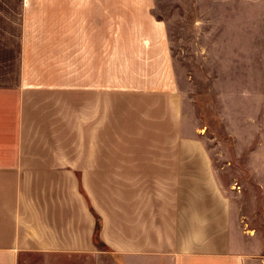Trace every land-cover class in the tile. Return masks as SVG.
Listing matches in <instances>:
<instances>
[{"label":"crops","instance_id":"0c3cea01","mask_svg":"<svg viewBox=\"0 0 264 264\" xmlns=\"http://www.w3.org/2000/svg\"><path fill=\"white\" fill-rule=\"evenodd\" d=\"M157 7L0 0V264H264V136L249 110L224 188ZM259 43L244 96L260 114Z\"/></svg>","mask_w":264,"mask_h":264},{"label":"rangeland","instance_id":"374dc122","mask_svg":"<svg viewBox=\"0 0 264 264\" xmlns=\"http://www.w3.org/2000/svg\"><path fill=\"white\" fill-rule=\"evenodd\" d=\"M157 5L155 17L167 25L184 110L192 124L200 123L199 131L225 188L231 180L227 158L242 153L243 137H249L245 133L249 110L252 136H264V113L257 112L253 98L249 103L244 96L258 67L253 58L259 56V42L264 44V33L253 31L254 25H264V17L248 15L243 0H157ZM258 8L264 5L252 3L251 14ZM236 167L240 168L236 171L240 184L234 188L241 193L248 178L242 175V162ZM39 262V257L29 256L22 264ZM187 264H198V260L188 259Z\"/></svg>","mask_w":264,"mask_h":264}]
</instances>
